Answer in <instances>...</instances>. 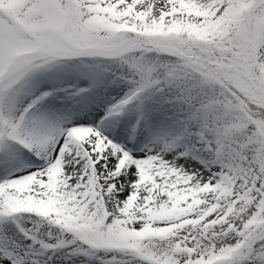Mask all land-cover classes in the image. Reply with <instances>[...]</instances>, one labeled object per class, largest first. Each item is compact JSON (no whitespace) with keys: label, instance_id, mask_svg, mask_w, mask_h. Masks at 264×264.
<instances>
[{"label":"snow or ice","instance_id":"snow-or-ice-1","mask_svg":"<svg viewBox=\"0 0 264 264\" xmlns=\"http://www.w3.org/2000/svg\"><path fill=\"white\" fill-rule=\"evenodd\" d=\"M0 264H264V0H0Z\"/></svg>","mask_w":264,"mask_h":264}]
</instances>
